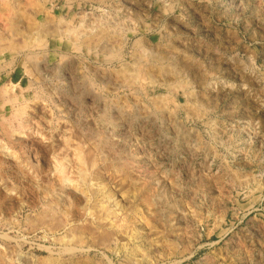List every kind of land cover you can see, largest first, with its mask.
<instances>
[{
    "label": "rangeland",
    "instance_id": "obj_1",
    "mask_svg": "<svg viewBox=\"0 0 264 264\" xmlns=\"http://www.w3.org/2000/svg\"><path fill=\"white\" fill-rule=\"evenodd\" d=\"M0 2L9 6L0 35L15 46L23 38L20 50L0 52V264H264V0ZM9 12L28 20L23 36L8 29ZM41 133L52 156L70 153L80 185L83 168L103 191L86 222L115 206L102 198L115 191L125 226L111 252L88 245L97 238L86 232L82 250L61 256L75 235L47 227L57 201L51 154L26 143ZM59 203L57 218L71 211Z\"/></svg>",
    "mask_w": 264,
    "mask_h": 264
},
{
    "label": "bare ground",
    "instance_id": "obj_2",
    "mask_svg": "<svg viewBox=\"0 0 264 264\" xmlns=\"http://www.w3.org/2000/svg\"><path fill=\"white\" fill-rule=\"evenodd\" d=\"M1 1H3V0H1ZM19 2V1H18ZM1 3V2H0ZM3 3V2H2ZM4 4H6L5 2H4ZM8 4V3H7ZM1 6V5H0ZM6 7L8 8L9 6L7 5V6H5V9H6ZM16 7L18 8V6L16 5ZM2 8V7H1ZM0 8V10H3L4 9V6H3V9H1ZM5 9H4V11H5ZM6 11H8V10H6ZM17 11V10H16ZM24 12H26L25 10H24ZM4 13H7V12H4ZM10 13V15H11V12H9ZM8 13V14H9ZM18 13V12H17ZM21 13V12H20ZM28 13V12H27ZM27 13H25V14H27ZM1 14V13H0ZM13 14V13H12ZM25 14H21V18H24L23 17V15H25ZM19 15V14H18ZM18 15L16 14V13H14L13 15H11V17L9 16V21H8V24H9V27H8V29L10 28V29H12V32H11V34L12 35H18V34H20V33H24V31H22V27L20 26V21H24V19H20V18H18ZM1 16H3L4 17V14L3 15H1ZM28 16V15H27ZM29 16H30V14H29ZM28 16V19L30 20V17ZM33 17V16H32ZM31 17V20L33 19ZM2 18V17H1ZM0 18V19H1ZM5 18V17H4ZM4 18H3V21H4ZM20 19V20H19ZM27 20V19H26ZM25 20V21H26ZM34 20V25L36 26L38 23H36L37 22V19H33ZM35 20H36V22H35ZM45 20V19H44ZM6 21V20H5ZM24 21V22H25ZM28 21V20H27ZM26 21V22H27ZM46 21V20H45ZM44 21V22H45ZM52 21V20H51ZM24 23L23 25H25V24H27V23ZM47 22V21H46ZM50 22V21H49ZM53 22V21H52ZM52 22H50L51 24H52ZM33 23V22H32ZM41 23V22H40ZM5 24V23H4ZM45 24H48V22L47 23H45ZM45 24H38V25H41V26H43V25H45ZM54 24V23H53ZM60 24V23H59ZM29 25V24H28ZM34 25H29V27L28 28H30V26L31 27H33ZM50 25V24H49ZM68 26H69V24H67ZM57 26H59V25H57ZM66 26V25H65ZM65 26H64V28H65ZM7 27V26H6ZM6 27H3L4 29L6 28ZM25 28H27L26 26H24ZM38 27H40V26H38ZM45 27V26H44ZM44 27H41V29L43 28V31H44ZM47 28H46V32H48V34H52L53 36H57V33H59V32H57V31H59V30H57L56 31V29H53V27L52 26H50V28L48 27V26H46ZM56 26H54V28H55ZM67 27V26H66ZM34 28V27H33ZM62 29H63V27H62ZM68 28H66V30H67ZM0 30H1V27H0ZM6 30V29H5ZM24 30V29H23ZM33 30H36V27H35V29H32V31ZM38 30H40V28L38 29ZM38 30H36V31H38ZM65 30V31H66ZM70 30H71V28H70ZM70 30H69V32H70ZM10 31V30H9ZM20 31H22V32H20ZM27 31V30H26ZM64 31V30H63ZM106 31V30H105ZM104 31V32H105ZM2 32H4V30L2 31ZM6 32H8V31H6ZM28 32V31H27ZM41 31H39V34H41L40 33ZM57 32V33H56ZM62 32V31H61ZM68 31H66V33H67ZM67 33L68 34V37H69V35H71L70 33H72V32H70V33ZM102 32V31H101ZM104 32H102V33H104ZM10 33V32H9ZM30 33V32H29ZM29 33L27 34V35H29ZM35 32L33 31V34H34ZM37 33V32H36ZM45 33V32H44ZM65 33V32H64ZM74 33V32H73ZM77 33H79V32H77ZM101 33V34H102ZM8 34V33H7ZM38 34V33H37ZM37 34H36V36H37ZM43 34V33H42ZM41 34V35H42ZM63 34V33H62ZM81 34V33H80ZM20 35H22V34H20ZM26 35V36H27ZM66 35V34H65ZM74 35H75V33H74ZM99 35V34H98ZM1 37H0V52H3V51H5V50H11V51H13V50H17V49H19V47L18 48H16L17 46H18V44L20 43L19 41H21L22 39L21 38H19V39H21V40H19V39H17V40H19V41H17L16 43H17V46H15L16 44H13V42H15L14 40H13V42L11 43V40H9L10 42H8V41H6L5 40V38H2V36L3 35H0ZM8 37H10L9 36V34L7 35ZM6 36V37H7ZM23 36V35H22ZM33 36V35H32ZM35 36V37H36ZM43 36H47L46 34L45 35H43ZM42 36V37H43ZM59 36V35H58ZM73 36V34L71 35V37ZM24 37H25V35H24ZM28 37V36H27ZM26 37V38H27ZM30 37V36H29ZM38 37H41V36H38ZM25 38V39H26ZM11 39V38H10ZM15 39V38H14ZM27 39H29V38H27ZM42 38H40L39 40H41ZM46 39V38H45ZM65 39V38H64ZM33 40H36L37 41V39H31L30 41L32 42ZM70 40V39H69ZM35 41V42H36ZM63 41V40H62ZM82 41H85V40H82ZM142 41V39H139L138 41H137V43H136V45L137 44H139L140 42ZM19 42V43H18ZM23 42V41H22ZM22 42L20 43L21 45H23L22 44ZM28 42V41H27ZM75 42V41H74ZM86 42V41H85ZM88 42V41H87ZM33 43V42H32ZM48 43V42H47ZM46 43V44H47ZM62 43V42H61ZM19 44V45H20ZM24 44H25V42H24ZM29 44H30V42H29ZM28 43L27 44H25L24 46H28L29 45ZM35 44V43H34ZM40 44V43H39ZM31 45H33V44H31ZM42 45V44H41ZM43 45H44V43H43ZM42 45V46H43ZM47 45H49V44H47ZM23 46V47H24ZM38 46V44L36 45V47ZM22 47V48H23ZM29 47V46H28ZM32 47V46H31ZM35 47V46H34ZM34 47H32V48H34ZM43 47H46L45 45L43 46ZM50 48V47H49ZM20 50V49H19ZM46 50H48V49H46ZM35 53V52H34ZM44 53H46V52H44ZM16 54V53H15ZM28 54V53H27ZM26 54V55H27ZM38 54V53H37ZM40 54V53H39ZM150 54H152V53H150ZM18 55H20L19 53H18ZM25 55V54H24ZM156 55V54H155ZM154 55V56H155ZM30 56H32V53H31V55ZM30 56L28 55V57L30 58ZM33 56L35 57V55L33 54ZM46 56H47V54H46ZM112 56V55H111ZM153 56V55H152ZM28 57H26V60L28 59V60H31V59H29ZM113 57H121V54L120 53H117L116 52V54L113 56ZM40 58V57H39ZM155 58V57H154ZM153 58V59H154ZM158 58V57H157ZM7 59V58H6ZM37 59V58H36ZM37 61H38V59H37ZM161 61V60H160ZM26 62V61H25ZM42 62V61H41ZM157 62V61H156ZM39 63V62H38ZM24 64V63H23ZM28 64V63H27ZM31 64V63H30ZM37 64V63H36ZM42 64V63H41ZM41 64H40V67H41ZM3 65V64H2ZM23 66H25V64L23 65ZM34 66V65H33ZM33 66H30L31 68L33 67ZM21 67H22V65H21ZM34 67H36V66H34ZM39 67V66H38ZM2 68V67H1ZM4 69V68H3ZM13 69V68H12ZM28 69V68H27ZM35 69V68H34ZM43 70V69H42ZM28 72V71H27ZM2 73V72H1ZM134 73V72H133ZM138 73V72H137ZM132 74V73H131ZM135 76V74H132L131 76ZM137 75V74H136ZM139 75V74H138ZM131 76H129V77H131ZM140 76V75H139ZM139 76H137L138 78H140ZM141 77H143L142 75H141ZM138 78H136V79H138ZM136 79H135V81H136ZM127 80L128 81H132V80H134L133 78H127ZM138 80H140L139 82H141V79H138ZM144 79H142V81H143ZM134 81V82H135ZM133 82V81H132ZM132 82H130L131 84H132ZM138 82V83H139ZM140 84V83H139ZM145 84V83H144ZM142 84H140L139 86H141ZM135 87V86H134ZM37 97V96H36ZM16 98V97H15ZM17 99V98H16ZM16 99H14L15 101H16ZM4 100V99H3ZM13 100V101H14ZM6 101V100H5ZM9 101V100H8ZM14 101V102H15ZM26 102V101H25ZM24 103V102H23ZM28 102H26V104H27ZM5 104V103H4ZM3 104V105H4ZM11 104V103H10ZM25 104V103H24ZM25 104V105H26ZM53 104V103H52ZM22 105V104H21ZM20 105V106H21ZM28 105V104H27ZM19 106V107H20ZM24 108V106L22 107V109ZM18 109V108H17ZM21 109V108H20ZM25 110H26V108H24ZM23 109V110H24ZM27 111V110H26ZM16 112V111H15ZM21 112V111H20ZM22 112H24V111H22ZM21 112V113H22ZM16 113H18V112H16ZM24 114V113H23ZM25 115V114H24ZM14 117H15V115H13ZM18 117H19V115H18ZM18 117H16V119H18ZM21 117H22V115H21ZM25 117V116H24ZM14 121H15V118L13 119ZM25 120V119H24ZM58 120H60V119H58ZM57 120V121H58ZM22 121H23V119H22ZM26 121V120H25ZM31 122V121H30ZM19 123V122H18ZM17 123V124H18ZM29 123V122H28ZM32 124H34L33 122H31ZM30 123V124H31ZM13 124V123H12ZM11 124V125H12ZM27 123H25V125H26ZM52 124V123H51ZM21 125V124H20ZM24 125V124H23ZM24 125V126H25ZM29 125V124H28ZM27 125V126H28ZM57 125V124H56ZM6 126V125H5ZM4 126V124H3V127H5ZM19 126V125H18ZM24 126H22L21 125V129H22V127H24ZM26 126V127H27ZM32 126H35V125H32ZM8 127V126H7ZM12 127V126H11ZM16 127V126H15ZM26 127H24V128H26ZM43 127H45V126H43ZM9 128V127H8ZM19 128V127H18ZM33 128V127H32ZM34 128H36V127H34ZM33 128V129H34ZM41 128H42V126H40V130H41ZM10 129V128H9ZM13 129V128H12ZM16 129V128H15ZM7 131H8V129H6ZM5 130V131H6ZM16 131V130H15ZM15 131H14V133H15ZM19 131V130H18ZM23 131V130H22ZM34 131H37L38 132V130H33V132ZM43 131V130H42ZM41 131V132H42ZM126 131V130H125ZM4 132V131H3ZM32 132V133H33ZM9 133H13V132H9ZM28 134V133H27ZM38 134H39V132H38ZM42 134V133H41ZM44 134V133H43ZM39 135L40 137L39 138H37L36 137V142L35 141H33L34 139H32V141H30V140H27L26 138V143H28V144H30V146L31 145H37V146H39L41 149L43 148V150L47 153V151L49 152V149H50V141L51 140H47V142H50L49 144L46 142V136H47V134H46V136H44V135ZM7 135V134H6ZM5 135V136H6ZM8 135H11V134H8ZM13 135H15V134H13ZM34 135V134H33ZM52 135H50V137H51ZM10 137V136H9ZM8 137V138H9ZM97 137V136H96ZM11 138V137H10ZM14 138V137H13ZM16 138H19V137H17L16 136ZM23 139V138H22ZM45 139V140H44ZM12 140V139H11ZM10 140V141H11ZM20 140V139H19ZM15 141V140H14ZM23 141V140H22ZM20 142V141H19ZM65 142H66V140H65ZM14 143V142H13ZM24 143V142H23ZM36 143V144H35ZM116 142H114V144H115ZM25 144V143H24ZM120 144V143H119ZM26 145V144H25ZM25 145L23 146V147H25ZM53 145V144H52ZM66 146L68 145V144H65ZM70 145V144H69ZM22 146V145H21ZM29 146V145H28ZM54 146V145H53ZM64 146V145H63ZM66 146H64L65 147V149H66ZM36 147V146H35ZM31 148H32V146H31ZM33 148H34V146H33ZM67 148H69V146L67 147ZM37 149V148H36ZM63 149V147L59 150V152L61 151ZM70 149V148H69ZM22 150V149H21ZM52 150V149H51ZM67 150V149H66ZM93 150H94V148H93ZM57 151V150H56ZM64 151V150H63ZM67 151H69V150H67ZM31 152V151H30ZM53 152V151H52ZM58 152V151H57ZM59 152H58V154L56 153V152H54L55 153V155H54V153H53V155L54 156H52V154H51V156L49 155V153H47L50 157L48 158L49 160H51V162H52V173H50L51 174V176L54 178V180L56 181V188H55V191H54V194H55V198L57 199V201H52V204L49 206V208H50V210H48V207H47V210L48 211H50V212H52V214H49L48 212L45 214L46 216H50V215H52V218H51V220H47V217L44 215V216H42L43 214H40L39 213V216H41L40 217V219H39V225H43V224H46L47 223V221H48V225H47V227H49V230L51 229L52 231L51 232H53V233H56L57 231H60V230H65V231H67V232H71L72 234H74L75 236H74V239L73 238H71V239H73L72 241H74L75 240V242H73V244H66V245H62L61 247V256H62V254L64 255V254H75L80 248H81V250L84 248V246H83V244H80L81 242H82V239H83V237L85 236H83V234L85 233V234H87L86 232H89L88 234H90V235H93L94 236V238H97V241L96 240H94V241H96V242H92L91 244L89 243L88 245H90V246H93V247H97L98 249H108L109 248V250H110V248L114 245L113 243L115 242V236H116V230L115 229H117V228H119V227H124L125 225L123 224V223H121L122 225H117L119 222H120V219H122V218H120L119 219V222L118 223H116V219H117V221H118V218L121 216H123V207H121L122 205L120 204V200H117L116 198H115V194L113 193V192H115V191H110V192H105V194L103 195L104 197H102V198H106L107 200H106V204L105 205H107L108 203H114V205L115 206H103V203L100 205V206H102L101 208H103V207H105L106 209H105V211H104V214H98L95 218L93 217V221L90 219V220H87V222L85 221V219L84 218H86L85 216L87 215V212L89 213V210H90V208H91V203H92V201H94V200H96V199H98V196H99V193L100 192H103V191H101V190H99V184L98 183H96V184H98V190H97V188L96 189H93L90 185H88V183H90L92 180L91 179H94L95 180V178H99L100 179V175H99V172H89V170H88V177L90 178V182L88 181L87 182V173L85 172V170L86 169H83V168H80L77 172L79 173V176H81L83 179H81L82 180V185H80L79 183H78V181H77V179H78V177H77V179L75 178L76 176H72L71 175V173L73 172V165H70L71 164V160H69V158H71V157H68V155L70 154H67L68 152H66L65 154H67V155H65V156H60L59 155ZM62 152V151H61ZM70 152V151H69ZM80 152V151H79ZM83 152H85V151H83ZM27 153V152H26ZM63 153V152H62ZM76 153V152H75ZM93 153V152H92ZM35 154V153H34ZM40 154V153H39ZM61 154V153H60ZM80 154V153H79ZM127 154V153H126ZM64 155V154H63ZM83 155H84V153H83ZM69 156H71V155H69ZM76 156H77V154H76ZM88 156V155H87ZM90 156V155H89ZM79 158H78V161L80 160L81 162L79 163L77 160V163L78 164H81L80 166H82V167H84L82 164V162L84 161V159H85V157H84V159H83V157L81 156V155H79L78 156ZM60 158L62 159V160H60ZM74 158H77V157H74ZM73 158V159H74ZM48 159H47V161H48ZM99 160V159H98ZM39 161V160H38ZM130 161V160H129ZM51 162H50V164H51ZM75 162V161H74ZM73 162V163H74ZM94 162V161H93ZM70 163V164H69ZM84 163H86V162H84ZM118 163V162H117ZM119 163H121V162H119ZM130 163V162H129ZM94 164V163H93ZM121 164H123V163H121ZM135 164V163H134ZM75 165V164H74ZM96 165H98V164H95V166ZM119 165V164H118ZM133 165V164H132ZM51 166V165H50ZM77 166H79V165H77ZM89 166V165H88ZM101 166V165H100ZM120 166V165H119ZM118 166V167H119ZM122 166V165H121ZM120 166V167H121ZM76 167V166H75ZM93 167V166H92ZM120 167H119V169H120ZM125 167V166H124ZM85 168H86V164H85ZM88 168H90V166L88 167ZM95 168V167H94ZM98 168V167H97ZM122 168V167H121ZM126 168V167H125ZM124 168V169H125ZM75 169V168H74ZM78 169V168H77ZM104 169V168H103ZM129 168H128V166H127V170H128ZM126 170V171H127ZM99 171V170H98ZM103 171V170H102ZM105 171V170H104ZM115 171V170H114ZM122 170H120L119 172H121ZM118 172V171H117ZM125 173V172H124ZM49 174V173H48ZM104 175V174H103ZM103 175H102V177H103ZM36 177V176H35ZM88 178V179H89ZM79 180V179H78ZM94 182V181H93ZM104 182V181H103ZM80 183H81V181H80ZM106 184V183H105ZM93 186V185H92ZM100 186H102V184L100 185ZM104 186V185H103ZM106 187H107V185H105ZM106 187H104V188H106ZM113 187V186H112ZM95 188V187H94ZM103 188V189H104ZM101 189V188H100ZM114 190V189H113ZM117 190V189H116ZM106 191V190H105ZM108 191V190H107ZM118 191H116V193H117ZM119 194V193H118ZM49 195V194H48ZM120 196V195H119ZM118 196V197H119ZM100 198H101V196H100ZM99 198V199H100ZM119 199V198H118ZM124 199H125V197H124ZM54 200V199H53ZM104 200V199H103ZM114 200V201H113ZM50 201V200H49ZM59 202H64V203H66V204H68L69 205V208H71V211L70 212H68V213H66V210H65V212L64 213H66L67 215H64V213L63 214H61L62 213V211L61 212H59L61 215H60V217L59 218H57V216H55V213H57V210L58 211H60V209H61V205H60V203ZM96 202V201H95ZM95 202H94V204H95ZM101 202V201H100ZM122 202V201H121ZM96 203H98V201L96 202ZM110 203V204H111ZM93 204V203H92ZM93 204V205H94ZM60 205V206H59ZM97 205V204H96ZM48 206V205H47ZM97 207V206H96ZM115 207V208H114ZM98 208V207H97ZM123 210H122V209ZM46 210V211H47ZM62 210V209H61ZM92 210V209H91ZM96 210H98V209H96ZM45 211V212H46ZM67 211H68V208H67ZM93 211V210H92ZM95 211V210H94ZM101 211V210H100ZM101 213H102V211H101ZM57 215V214H56ZM127 215H129V214H126L125 216H124V218H123V220H128V216ZM65 216V217H64ZM131 217V216H130ZM135 217H137V216H135ZM140 218H142V217H140ZM48 219H50V218H48ZM94 219H96V221L94 220ZM133 219V218H132ZM30 220V219H29ZM122 220V221H123ZM31 221V220H30ZM138 221H140V220H138ZM80 222H82V225H80ZM124 222V221H123ZM33 223V222H32ZM36 223V222H35ZM34 223V224H35ZM38 223V222H37ZM140 223H141V221H140ZM30 224V223H29ZM120 224V223H119ZM133 225H135V224H133ZM139 226V225H138ZM130 227V226H129ZM140 227V226H139ZM37 228V227H36ZM43 228H45V227H43ZM135 228V227H134ZM129 229V228H128ZM127 229V231H129ZM140 230H141V228H139ZM132 230V229H131ZM123 231V230H122ZM121 232V231H120ZM135 232V231H134ZM137 232V231H136ZM140 232V231H139ZM125 233V232H124ZM123 233V235H125L126 236V234H124ZM127 233V232H126ZM129 233V232H128ZM133 233V232H132ZM118 234H119V232H118ZM137 234H139V236H140V233H137ZM136 234V235H137ZM66 235V234H65ZM64 235V236H65ZM70 235V234H69ZM69 235H67V236H69ZM90 235H87L84 239L85 240H88V239H86L88 236L90 237ZM121 235V234H120ZM129 235V234H128ZM127 235V236H128ZM131 235H133V234H131ZM136 235H133L134 236V238H135V236ZM141 235H143V236H141V237H144V234H142V232H141ZM5 236V235H4ZM7 236V235H6ZM71 237H73V235H70ZM122 236V235H121ZM63 237V236H62ZM66 237V236H65ZM145 237H147V236H145ZM59 238V237H58ZM67 238V237H66ZM69 238V237H68ZM118 238V237H117ZM129 238H131L130 236H129ZM128 238V239H129ZM133 238V237H132ZM149 238V237H148ZM55 240L54 241H57L56 239L57 238H54ZM83 239V240H84ZM119 239V238H118ZM141 239V238H140ZM145 239V238H144ZM65 239L64 238H62V240L61 241H64ZM68 240V239H67ZM70 240V239H69ZM84 240V241H85ZM90 240H92V238L90 239ZM89 240V241H90ZM126 239H124V240H122V241H125ZM134 240V239H133ZM137 240V239H136ZM135 240V241H136ZM142 240V239H141ZM71 241V240H70ZM148 241V240H147ZM146 241V242H147ZM57 242H59L60 243V240L59 241H57ZM120 242V241H119ZM130 242V241H129ZM132 242V241H131ZM149 242V241H148ZM116 243V242H115ZM122 243V242H121ZM126 243V242H125ZM127 243H128V240H127ZM141 243H142V241H141ZM143 244V243H142ZM149 244H151V242L149 243ZM148 244V246H150ZM124 245H126L127 247H129L128 246V244H124ZM124 245H123V247H124ZM139 245V244H138ZM45 246V245H44ZM87 246V245H86ZM114 246H116V245H114ZM131 246H135L134 244L133 245H131ZM141 246V245H140ZM152 247H154L155 245H151ZM135 247H137V246H135ZM139 247V246H138ZM147 247V246H146ZM157 247V246H156ZM155 247V248H156ZM47 248V247H46ZM49 248V247H48ZM90 247L88 246V249H89ZM116 248V247H115ZM114 248V249H115ZM120 248V247H119ZM142 248H144L143 246H142ZM141 248V249H142ZM136 249V248H135ZM139 249V248H138ZM59 250V249H58ZM57 250V251H58ZM81 250L79 251V252H81ZM120 250V249H119ZM140 250V249H139ZM143 250V249H142ZM145 250V251H144ZM142 252L144 253V255L146 254L145 252H147L146 251V248L144 249ZM152 250V249H151ZM150 249H149V251H151ZM9 251V250H8ZM50 251V250H49ZM53 250H51L50 252H52ZM56 251V250H55ZM86 251V250H85ZM97 251V250H96ZM100 251H102V250H100ZM125 251V250H124ZM131 250L129 249V252H130ZM137 252H138V250H136ZM148 251V252H149ZM153 251V250H152ZM110 252H111V250H110ZM118 252V251H117ZM128 252V253H129ZM131 252H133V251H131ZM55 253V252H54ZM84 253V252H83ZM103 253V252H102ZM109 253V252H108ZM119 253H121V252H119ZM119 253H116V254H119ZM126 253H127V251H126ZM138 253H140V252H138ZM13 254V253H12ZM112 254V253H111ZM130 254V253H129ZM132 254H134V252L132 253ZM136 254V253H135ZM134 254V256H138L137 254L135 255ZM150 254V253H149ZM77 255V254H76ZM120 255V254H119ZM11 256V255H10ZM102 256V255H101ZM105 256H107V255H105ZM124 256H126V255H124ZM129 256H131V254L129 255ZM133 256V255H132ZM145 256H147V255H145ZM150 256V255H149ZM148 256V257H149ZM71 257V256H70ZM74 257V256H73ZM128 257V256H127ZM138 257H142V255L141 256H138ZM144 257V256H143ZM142 257V258H143ZM52 258V257H51ZM60 258V257H59ZM63 258H64V256H63ZM122 259H123V257H121ZM142 258H141V260H142ZM147 258V257H146ZM146 258H144V259H146ZM81 259H83V258H81ZM143 259V260H144ZM7 260V259H6ZM28 260V259H27ZM30 260V259H29ZM49 260V259H48ZM74 260H75V258H74ZM107 260H109L108 258H107ZM125 260V259H124ZM50 261H51V259H50ZM49 261V263H52V261L50 262ZM57 261V260H56ZM55 261V262H56ZM121 261H123V260H121ZM121 261H120V263H121ZM126 261H128V260H126ZM131 260H129V262H130ZM135 261H137V262H140V261H138L137 260V258H136V260ZM30 262H32V261H30ZM65 262V261H64ZM67 262V261H66ZM74 262V261H73ZM110 262V263H109ZM124 262V261H123ZM133 262H134V260H133ZM137 262H134V264L136 263L137 264ZM143 262V261H142ZM28 263V262H27ZM45 263V262H44ZM59 263V262H58ZM58 263H56V264H58ZM60 263H63L62 261L60 262ZM59 263V264H60ZM108 263L109 264H115L116 262H114L113 260H109L108 261ZM127 263V262H126ZM141 263V262H140ZM64 264V263H63ZM73 264V263H72ZM75 264V263H74ZM122 264V263H121Z\"/></svg>",
    "mask_w": 264,
    "mask_h": 264
}]
</instances>
